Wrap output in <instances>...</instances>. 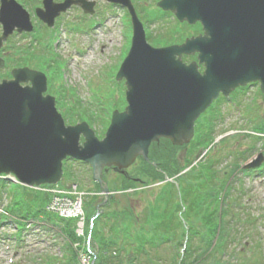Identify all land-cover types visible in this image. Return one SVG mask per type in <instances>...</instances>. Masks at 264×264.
<instances>
[{
  "label": "water",
  "instance_id": "water-1",
  "mask_svg": "<svg viewBox=\"0 0 264 264\" xmlns=\"http://www.w3.org/2000/svg\"><path fill=\"white\" fill-rule=\"evenodd\" d=\"M108 1L121 3L132 16L131 48L117 74V80H126L125 111L114 112L105 139L99 141L87 123L65 126L55 98L43 96L47 90L43 73L28 68L13 70L14 79L0 83V175L13 174L19 183L29 187L57 184L63 174L62 162L69 157L90 164L94 179L102 183L103 168L124 170L138 156L148 160L149 145L160 138L178 146L189 144L195 121L220 91L227 94L258 76L264 93V49L248 63H240L238 57L241 1L162 0L161 9L171 10L181 22L202 21L212 36L209 43L200 38L164 49L148 44L130 0ZM73 4L93 12L94 4L84 0H66L59 6L53 0H44L45 10L37 11L38 18L53 26L54 19ZM252 10L254 7L251 13ZM0 24V48L15 29L19 33L33 30L28 13L15 0H1ZM196 50L203 53L202 59L213 52L212 58L221 63L210 61L214 70L201 75L195 65L182 61L184 54ZM3 66L0 59V68ZM23 83L31 85L23 87ZM81 135L85 138L83 145ZM260 163L261 159L249 167ZM103 189L108 194V188Z\"/></svg>",
  "mask_w": 264,
  "mask_h": 264
},
{
  "label": "rangeland",
  "instance_id": "rangeland-1",
  "mask_svg": "<svg viewBox=\"0 0 264 264\" xmlns=\"http://www.w3.org/2000/svg\"><path fill=\"white\" fill-rule=\"evenodd\" d=\"M20 1L34 17L31 3L37 2L38 4L39 0ZM91 1L97 4L93 17L87 16L79 8H72L62 15L60 26L58 24L55 30L39 31L37 38L31 36L22 39L15 36L9 39L5 46L6 50H10L12 53L28 49V56L33 54L34 49L37 53L40 48L46 49V53L42 54V56L45 55L42 59L48 66H41V68L48 77L50 89L47 90V94L59 99L60 102H56V106L62 115L66 116L65 119L72 117L79 122L85 109L88 115L94 116L95 119H92L93 128L101 134L106 127V120L111 115V111L121 110L125 107V84L124 81L118 82L115 75H117L122 60L129 49L131 23L126 10L121 6L113 7L107 4L106 0ZM132 1L146 21L158 11L156 4L160 2L159 0ZM165 22L162 28V22L153 21L145 26L146 31L151 32L156 39L160 34H162L161 37H164L169 30L171 32L176 29L175 20L171 16ZM149 42L151 45L154 44L152 40ZM22 54L21 52L19 58ZM35 57L39 59L40 55L35 53ZM31 65L36 66L32 61ZM257 93L254 90L250 94L237 96L236 105L227 103L221 108V110H225V119L221 121L222 124L217 128L215 135L218 138L229 133L230 135L234 134V141L233 138L227 139L226 142L218 144L217 148L212 149L204 157L203 149L194 150L188 158L184 149L179 150L177 155L179 165L184 166L186 160L199 161L201 157L198 164L202 165L206 161L204 158L208 157L207 161L221 162L217 170L218 174L225 178L227 177L226 172L229 175V172L233 170L231 166L234 164L232 161H234L235 154L239 155L245 152L249 162H254L260 154H264V141L256 140L251 134L246 135L247 132L264 130V101L260 93ZM85 115L84 113V117ZM66 122L68 123V119ZM239 157L242 159L241 156ZM242 161L243 159L241 163H243ZM69 164L77 177V183H81L91 190L95 189L89 180L91 173L86 166L77 163ZM242 170L236 171L230 179V194L233 199L237 200L236 206L241 215L245 213L251 219H258L260 216L256 225L248 226L249 229L246 226L245 230L250 234V239L246 241L251 243L253 239L254 243L261 244L264 252V163L259 170H250L251 173L248 175L243 174ZM106 175L107 180L109 179L113 186L112 189L119 191L116 194V199L119 202L116 205L118 209L132 208L137 213H141L149 201L153 200V187L140 189L135 194H132L130 190L123 193L121 191L124 189L121 185L123 178L113 171ZM76 182L63 180L60 185H64L66 188ZM14 189L10 188L6 193L0 194V222L2 214H6L7 208L9 209L11 206V193L14 192ZM13 196L14 194H12ZM102 199V195H99L95 202H100ZM116 206L114 205L115 208H117ZM239 213L236 214L240 215ZM196 218L199 217L194 219L195 226H198L200 221ZM12 219L0 223V264H65L63 248L66 247V241L58 229L47 224H45L47 226L39 224L33 218L26 223L30 229L24 232L22 243L16 245L9 238L16 234L15 223ZM74 249L77 253L76 263L84 264L83 244H77ZM57 258L59 260L56 261Z\"/></svg>",
  "mask_w": 264,
  "mask_h": 264
},
{
  "label": "trees",
  "instance_id": "trees-1",
  "mask_svg": "<svg viewBox=\"0 0 264 264\" xmlns=\"http://www.w3.org/2000/svg\"><path fill=\"white\" fill-rule=\"evenodd\" d=\"M157 20L159 18L155 16L148 21ZM181 36L183 37L179 32L173 42H181ZM31 61L25 57L19 61L14 56H8L5 70L0 71V80L10 78V68L32 66ZM184 61H187V58ZM41 66L36 64L34 68L42 69ZM86 117L80 118L87 120ZM68 119L70 122L75 121L72 117ZM212 131H208L204 126L199 128L196 143L187 150V158L197 147L206 148L213 142ZM178 150L179 148L165 141L162 142L160 150L152 148L150 156L158 163V167L155 168L146 162L140 163L134 170V177L126 180L122 188L145 189L164 181L165 174L169 177L179 175L191 161L186 160L184 166L179 165L176 157ZM219 163L217 162L216 166L209 161L180 175L177 181L181 201L176 186L172 183L154 188V199L149 201L141 213L132 208L118 209L116 205L119 202L115 196L111 198L103 209V214L94 220L93 228L90 230L91 252L95 253L94 264L264 263L261 244L254 243L253 239L252 244L246 241L250 239V234L245 230L246 226L248 228L256 224L260 217L258 219L245 217L244 213L241 215L236 210L237 207H233L235 201L230 194L228 179H223L218 174ZM9 187L7 180L0 179V192L8 191ZM13 194L8 212L17 218L18 232L15 235L19 241L23 236L24 222L42 216L43 221L58 229L66 241V247L63 248L65 264H77V253L74 249L77 244H83L85 250L82 252L88 254L85 238L75 232L77 219L65 220L45 213L44 207L48 197L34 190L18 187ZM93 200L88 203L90 211L86 217V235L89 233L88 221L96 211ZM182 207L186 208L185 213H182ZM180 213L186 221L195 214V217H199L201 225L199 227L189 225L186 230Z\"/></svg>",
  "mask_w": 264,
  "mask_h": 264
},
{
  "label": "flooded vegetation",
  "instance_id": "flooded-vegetation-1",
  "mask_svg": "<svg viewBox=\"0 0 264 264\" xmlns=\"http://www.w3.org/2000/svg\"><path fill=\"white\" fill-rule=\"evenodd\" d=\"M38 1V0H37ZM56 3H60L62 0H55ZM241 1V27H240V36H239V42L241 43V46L244 48L242 52L245 51V49H248L250 46H252L253 44H258L259 42V23L258 21L255 22L251 19L250 17V9L251 8H264V0H240ZM38 4H42V0L38 1ZM37 2L35 3H31V7H32V13H33V21H34V25L35 28L39 30L43 29L42 26H44V24L38 20L35 15H34V11L40 6L38 5ZM199 36H204L208 43L211 41V36L209 33H206L203 30L202 25L199 22H195L193 24L189 25V34H188V38L189 39H194L197 38ZM199 53L198 51H192V53L189 55V61L188 62H198L199 60ZM209 56V55H208ZM199 69L200 71H206V62L203 64H199ZM258 82H252L249 83L246 87H239L238 89H236L235 91H233L230 96H232L234 93H251V90H253L254 88H258ZM223 99V97H222Z\"/></svg>",
  "mask_w": 264,
  "mask_h": 264
}]
</instances>
